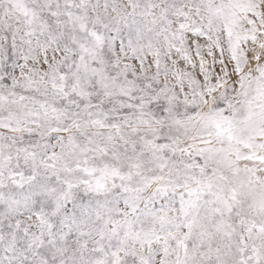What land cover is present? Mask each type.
I'll return each instance as SVG.
<instances>
[{
	"label": "snow or ice",
	"instance_id": "6c2138e0",
	"mask_svg": "<svg viewBox=\"0 0 264 264\" xmlns=\"http://www.w3.org/2000/svg\"><path fill=\"white\" fill-rule=\"evenodd\" d=\"M0 264H264V0H0Z\"/></svg>",
	"mask_w": 264,
	"mask_h": 264
}]
</instances>
